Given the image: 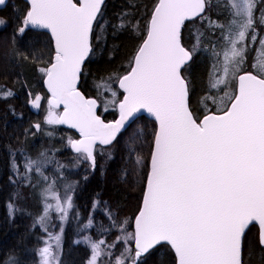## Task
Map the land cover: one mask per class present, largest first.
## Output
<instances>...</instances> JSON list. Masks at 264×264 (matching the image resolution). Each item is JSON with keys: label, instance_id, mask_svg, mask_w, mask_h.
Segmentation results:
<instances>
[{"label": "snow or ice", "instance_id": "snow-or-ice-1", "mask_svg": "<svg viewBox=\"0 0 264 264\" xmlns=\"http://www.w3.org/2000/svg\"><path fill=\"white\" fill-rule=\"evenodd\" d=\"M5 2L0 0V5ZM28 2L17 35L29 28L47 30L54 41L53 53L38 68L50 93L45 123L76 129L80 138L70 140V146L92 167L98 144L112 146L127 134L126 147L130 155L135 153L133 171L144 185L134 230L125 227L128 220L113 219L112 227L120 235L107 245V252L102 248L105 241L92 242L90 264H97L101 255L112 257L111 264H146L147 257L164 246L174 251L175 264H243V238L257 227L264 248V61L253 63V71L242 68L246 39L250 36L255 42L257 27L264 25V8L257 9V0H228L224 7L232 19L226 25L207 17L212 0H156L128 70L97 84L98 90L111 93L105 110L110 105L119 113L110 122L97 115V100L86 99L77 87L92 52L94 23L103 15L104 0ZM254 10L260 11L259 19ZM196 18L221 29V40L203 49L212 53L213 65L199 107L192 104L193 87L186 73L201 51L203 33L191 48L181 38L185 21ZM138 24L124 14L120 26L138 32ZM259 45L264 47V37ZM113 83L118 89L112 88ZM41 100L35 95L30 102L40 108ZM142 112L154 118L150 136L139 129L129 131L143 118L138 115ZM33 127L40 130L41 124ZM34 165L43 175L39 159H29L26 171ZM52 187L45 190L44 213L39 217L45 231L53 209L63 219L73 206L71 185L63 200ZM49 195L54 206L47 202ZM50 238L59 245V236ZM40 255L41 264H49L51 245L40 249ZM9 264L20 262L11 258Z\"/></svg>", "mask_w": 264, "mask_h": 264}, {"label": "trees", "instance_id": "trees-1", "mask_svg": "<svg viewBox=\"0 0 264 264\" xmlns=\"http://www.w3.org/2000/svg\"><path fill=\"white\" fill-rule=\"evenodd\" d=\"M212 2L214 6L207 17L226 25L232 19L224 7L228 0ZM155 3L156 0H106L103 15L95 24L92 52L83 68L79 88L86 97L98 101V114L105 122L116 120L118 111L110 105L105 110L110 92H104L103 88L98 90L97 84L102 82V78L106 80L128 70L129 59L142 42L145 25ZM28 7L23 0H10L0 11V19L5 21L0 24V264H9L11 258L20 264H39L38 250L42 239L47 237L52 226L58 230V218L61 216L54 209L50 212L47 231L39 223V217L44 213L45 190L50 184L53 185L52 192L62 200L66 186L73 187L69 193L73 206L64 218L63 247L57 264H90L92 242L105 241L102 248L107 252V245L120 235L119 229L112 227L113 219L128 220L125 227L129 232L134 230L133 221L144 185L133 171L135 153L130 155L126 147L127 134L112 146H97L96 164L92 167L90 161L71 150L69 141L78 139L77 133L61 125H54L51 131L45 125L40 130L33 127L42 123L44 115L32 106V96L41 93L47 106L49 98L43 86L45 77L38 71L43 66L42 60L34 58L33 53L40 54L43 61H47L53 53V45L45 33L28 29L22 36L17 35ZM261 8L264 4L257 0V9ZM124 14H128L133 22L139 21L138 32L120 26ZM260 15L259 10H254L257 19ZM201 33V51L189 63L186 73L193 87L191 100L194 107H199L197 102L208 91L209 74L212 72V53L203 49L221 40L220 28L210 27L207 19L196 18L183 26L182 43L191 48ZM256 34L255 42L250 36L246 39V60L242 65L245 71H252V51L264 37V25L257 27ZM217 50H220L219 45ZM21 54L28 55L29 59H22ZM112 88L118 89V84L113 83ZM6 91L12 94L5 97ZM142 117L129 131L139 129L150 136L155 122ZM41 153H44L43 157ZM29 159L43 162V175L35 171V165L32 171H26ZM49 163L59 169L61 177L44 170ZM126 171L127 176L124 175ZM47 202L55 205L50 195ZM9 204L13 206L11 211ZM255 231L253 228L244 238L243 264H264V248L260 246ZM110 251L118 254L117 249ZM111 261L112 257L101 255L97 264H111ZM146 264H175V256L169 246L159 247L147 257Z\"/></svg>", "mask_w": 264, "mask_h": 264}, {"label": "rangeland", "instance_id": "rangeland-1", "mask_svg": "<svg viewBox=\"0 0 264 264\" xmlns=\"http://www.w3.org/2000/svg\"><path fill=\"white\" fill-rule=\"evenodd\" d=\"M49 36V35H48ZM246 53H247V50H246ZM246 53H245V55H246ZM33 55H34V58H36L37 60H43L44 59V57H41L40 56V54H38V53H36V52H34L33 53ZM252 56H253V63H258L259 61H264V47H261L260 45H258L257 47H256V49H253V51H252ZM222 59V58H221ZM252 71H253V68H252ZM37 95H41V97H42V100H41V106H40V108H38L39 110H41V112L43 113V115H44V117H43V119H42V123H40L41 124V126L42 125H45V126H47L48 127V129L51 131V130H53V126L54 125H47L46 123H45V117H46V115H47V110H48V106L46 105V103H45V97L41 94V93H39V94H37ZM110 95V99H111V93L109 94ZM32 99H34V96H32V98H31V100ZM49 98H47V100H48ZM109 99V100H110ZM99 113V112H98ZM99 115V114H98ZM117 119V118H116ZM44 170L46 171V172H48L50 175H52V176H55V177H61L60 176V171H59V169H57L56 168V166H54L53 164H51V163H49V164H47L45 167H44ZM67 187V186H66ZM73 189V187L71 186V190ZM61 200H62V198H61ZM55 203H56V201H55ZM58 213V212H57ZM58 214H60V213H58ZM59 219V222H58V224H57V226H58V230L57 231H55L54 230V226H52L51 227V231L47 234V237H44L43 239H42V243H41V246H40V248H39V250H38V256H39V259H40V262H39V264H41V261H42V258H41V255H40V249H42V248H44V247H46V246H48V245H51V251H52V257H49V264H57V262H58V259H59V254H60V252L62 251V244H63V233H64V225H65V219L63 218V219H61V216H60V218H58ZM256 237L258 238V227L256 228ZM50 235L51 236H59L60 237V240H59V245L57 246V242L54 240V239H51L50 238ZM243 255H244V250H243Z\"/></svg>", "mask_w": 264, "mask_h": 264}, {"label": "water", "instance_id": "water-1", "mask_svg": "<svg viewBox=\"0 0 264 264\" xmlns=\"http://www.w3.org/2000/svg\"><path fill=\"white\" fill-rule=\"evenodd\" d=\"M25 3H27L28 4V6H29V2H28V0H23ZM8 2H9V0H6V2H5V4L4 5H0V10H3L5 7H6V5L8 4ZM105 2H106V0H104V4H105ZM104 6V5H103ZM103 6H102V9H103ZM101 9V10H102ZM186 22H188V21H185V23ZM96 23H94V25H95ZM31 29V28H30ZM31 30H33V29H31ZM33 31H36V32H42V33H46V34H48L49 36H50V33L47 31V30H39V31H37V30H33ZM182 32H183V27H182V29H181V38H182ZM50 38H51V36H50ZM51 40H52V38H51ZM91 44H92V37H91ZM52 45H53V50H54V41L52 40ZM90 56H91V53L89 54V57L88 58H86V60H85V62H84V65L82 66V68H84V66H85V64H86V62L89 60V58H90ZM83 72V71H82ZM44 80H45V78H44ZM80 83H81V77H80V80H79V82H78V84H77V87H78V89L80 90ZM43 86H44V89H45V91H46V93L49 95V98H50V93L48 92V90H47V86H46V84L44 83V81H43ZM122 91V90H121ZM80 92L82 93V91L80 90ZM83 94V93H82ZM84 95V94H83ZM85 96V95H84ZM85 98L86 99H95V98H88V97H86L85 96ZM97 105H98V107H97V109H96V113H97V115H98V111H99V109H100V105H99V103H98V101H97ZM58 110H60L61 112H62V110H63V108H62V106H61V108L60 109H58ZM138 115H140V116H144V117H146V118H148V119H150V120H153L154 121V118H151V117H149V115L146 113V112H142V113H140V114H138ZM119 118V113H118V117H117V119ZM101 119H102V117H101ZM64 129H67V130H70V131H73V132H75V133H77L78 135H79V132L76 130V129H73V128H71V127H69L68 125H66V124H63V125H61ZM99 145V144H98ZM105 146H107V145H105ZM71 147V146H70ZM71 150L73 151V153H75V154H77L72 148H71ZM133 229H134V221H133ZM246 236V235H245ZM245 238V237H244ZM244 238H243V242H244ZM170 247V246H169ZM243 250H244V246H243ZM173 251V250H172ZM173 253H174V251H173ZM242 259H243V257H242Z\"/></svg>", "mask_w": 264, "mask_h": 264}, {"label": "flooded vegetation", "instance_id": "flooded-vegetation-1", "mask_svg": "<svg viewBox=\"0 0 264 264\" xmlns=\"http://www.w3.org/2000/svg\"><path fill=\"white\" fill-rule=\"evenodd\" d=\"M7 5H8V4H7ZM7 5H6V7H7ZM6 7H5V8H6ZM5 8H4V9H5ZM4 9H3V10H4ZM0 11H2V10H0Z\"/></svg>", "mask_w": 264, "mask_h": 264}]
</instances>
